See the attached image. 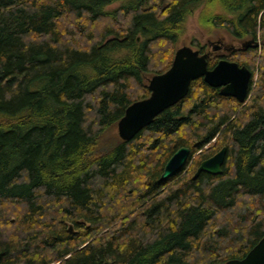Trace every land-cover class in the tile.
I'll use <instances>...</instances> for the list:
<instances>
[{
	"label": "trees",
	"instance_id": "obj_1",
	"mask_svg": "<svg viewBox=\"0 0 264 264\" xmlns=\"http://www.w3.org/2000/svg\"><path fill=\"white\" fill-rule=\"evenodd\" d=\"M197 9L259 42L232 55L252 73L245 102L198 78L105 146ZM181 147L184 167L160 180ZM223 147L221 173L195 177ZM263 236L264 0H0V264H224Z\"/></svg>",
	"mask_w": 264,
	"mask_h": 264
},
{
	"label": "water",
	"instance_id": "obj_2",
	"mask_svg": "<svg viewBox=\"0 0 264 264\" xmlns=\"http://www.w3.org/2000/svg\"><path fill=\"white\" fill-rule=\"evenodd\" d=\"M249 41L242 45L247 48ZM254 48L259 47L255 40ZM209 53H200L189 45L177 47L171 66L163 73L148 78V97L134 101L127 106L123 116L117 122V133L123 141L130 140L143 128L150 125L156 116L168 107L183 99L192 81L202 78L205 83L219 88V94L230 96L240 103L246 100L251 71L236 62L219 60L212 69L208 68ZM189 149L181 147L167 160L160 180H166L184 167ZM225 157V148H221L211 157L200 162L194 176L201 171L210 174L221 173ZM224 264H264V236L241 259H230Z\"/></svg>",
	"mask_w": 264,
	"mask_h": 264
},
{
	"label": "rangeland",
	"instance_id": "obj_3",
	"mask_svg": "<svg viewBox=\"0 0 264 264\" xmlns=\"http://www.w3.org/2000/svg\"><path fill=\"white\" fill-rule=\"evenodd\" d=\"M117 6H118V3L112 5L111 8L117 7ZM199 11L200 9H197L193 15L189 16L186 19L185 26H184V32L181 38L179 39V41L177 42L176 49L177 47L185 45V44L189 45L190 41L193 38L198 40L201 44H204V45H206L208 41L215 42L216 40L220 38H222L225 43H231L232 38L225 31L220 30V29L210 30L209 27L201 26V23L199 20ZM233 43L236 44L239 42L235 40L233 41ZM239 57L242 58L243 60V57H241L240 55ZM152 75L153 74H148L147 76H145L146 84L148 83L147 81L148 78L151 77ZM256 79H257V73L254 75L253 81ZM118 138L119 136L117 133V125L114 124L103 133L102 143L105 146H111L114 142L118 140ZM193 159H195L194 162H196L197 156L195 155ZM197 167L194 168V171L196 170ZM51 264H57V263H51Z\"/></svg>",
	"mask_w": 264,
	"mask_h": 264
},
{
	"label": "flooded vegetation",
	"instance_id": "obj_4",
	"mask_svg": "<svg viewBox=\"0 0 264 264\" xmlns=\"http://www.w3.org/2000/svg\"><path fill=\"white\" fill-rule=\"evenodd\" d=\"M231 38H232L231 43H225L222 38L216 40L215 42L208 41L206 44V48H205V52L209 53V57H208L207 61L212 59L213 61H215V64L221 59L231 61V62H236L235 60H232L233 54L240 52V50H247L250 48H254V47H252L255 43V39L253 37L246 38L244 40L235 39L233 37H231ZM235 40H237L239 43H236V44L233 43V41H235ZM247 41H249L250 43H249V46L247 48H245L242 44L247 42ZM207 47H208V49H207ZM215 64L212 66H208V68L212 69L215 66ZM238 65L246 67V65H240V64H238ZM217 89L219 92V88H217Z\"/></svg>",
	"mask_w": 264,
	"mask_h": 264
},
{
	"label": "bare ground",
	"instance_id": "obj_5",
	"mask_svg": "<svg viewBox=\"0 0 264 264\" xmlns=\"http://www.w3.org/2000/svg\"><path fill=\"white\" fill-rule=\"evenodd\" d=\"M252 47H253V46H252ZM170 66H171V65H170ZM244 102H245V101H244ZM239 103H240V102H239ZM116 125H117V124H116ZM133 137H134V136H133ZM133 137H132V138H133ZM132 138H131V139H132Z\"/></svg>",
	"mask_w": 264,
	"mask_h": 264
}]
</instances>
